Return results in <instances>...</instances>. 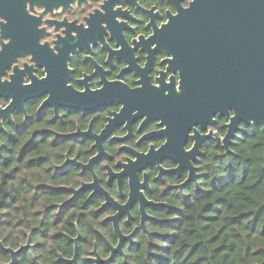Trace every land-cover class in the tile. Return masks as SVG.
<instances>
[{
  "label": "clouds",
  "instance_id": "obj_1",
  "mask_svg": "<svg viewBox=\"0 0 264 264\" xmlns=\"http://www.w3.org/2000/svg\"><path fill=\"white\" fill-rule=\"evenodd\" d=\"M193 3L23 0V9L38 20L37 45L53 55L99 21L100 38L66 53L70 92L94 95L107 84L132 92L146 81L167 96L181 91V72L141 38ZM102 16L122 25L117 37ZM10 43L0 29V53ZM48 76L29 51L7 62L0 84ZM167 131L162 117L123 99L73 106L49 91L22 102L0 95V264H264V119L211 110L184 128L179 159L144 162L168 143Z\"/></svg>",
  "mask_w": 264,
  "mask_h": 264
},
{
  "label": "water",
  "instance_id": "obj_2",
  "mask_svg": "<svg viewBox=\"0 0 264 264\" xmlns=\"http://www.w3.org/2000/svg\"><path fill=\"white\" fill-rule=\"evenodd\" d=\"M0 15L8 19V24L0 25V29H6L11 37L6 51L0 53V70L17 54L32 52L38 63H47L46 91L52 93L53 99L64 87V81L56 80L58 73L65 74L64 64L53 65L51 61L56 55L46 45H37L38 20L24 12L23 0H0ZM89 23L87 31L77 29L79 35L75 40L69 37L60 42L63 47L57 45L61 53L65 51L64 58L67 51L76 46L86 47L89 40L100 38L103 29L97 30L99 21L93 18ZM158 39L174 57L170 62L173 70L181 72V91L176 93L169 88L170 94L165 96L162 90H154L159 94L155 98L140 90L118 91L126 93L125 102H145L146 110L165 117L170 126L203 120L209 111L226 107L235 108L245 117L264 119V0H194L188 10H180L177 17L170 19ZM6 85L0 84V95L6 94ZM38 91L36 85L28 86L23 99ZM69 93L68 105L73 106H99L109 97V92L87 96H77L70 90Z\"/></svg>",
  "mask_w": 264,
  "mask_h": 264
},
{
  "label": "flooded vegetation",
  "instance_id": "obj_3",
  "mask_svg": "<svg viewBox=\"0 0 264 264\" xmlns=\"http://www.w3.org/2000/svg\"><path fill=\"white\" fill-rule=\"evenodd\" d=\"M109 7L110 6H108V8ZM104 17L106 18V20H109V25L113 29V37L114 38L117 37L119 35V28L122 27V25H114L113 22L110 20V17H107V16H104ZM160 33H161V30H157L155 32V35L152 38H150V40L147 41V42H144L143 38H141V42L144 44V48L147 49L148 44H150L152 42H155L157 44V49H155L154 51H159L161 48L165 49V47H162L159 44V42H158V40H159L158 37H159ZM64 55H65V51H63L62 53L60 52L59 55H56V57L52 59L51 63L53 65L56 64L58 67L61 64L63 66V64H64ZM116 55L120 56V55H123V53H116ZM127 58L129 59L130 63L134 64V62L131 60L130 51L128 52V57ZM42 64H44L46 66L47 70H48V66L46 65L47 63H42ZM137 71H139V70L137 69ZM32 79H33V84L32 85H36L37 89L39 90L36 94H34L32 96L38 95L41 92L46 91V88H48V85H47L48 83L45 84V81H47V79L44 80V81H38L34 77ZM64 79H65V74L64 73H62V74L58 73L57 74L56 80L58 82H62V81H64ZM6 89L7 90H6V94L5 95H9V94L13 95L16 98L17 102H22L24 100L23 96L26 94V91H27L28 87H20L17 79L14 77L13 78V83L12 84H7L6 85ZM54 89L55 90L57 89V85H56V87ZM60 89H61L60 93L57 92L55 94V96L52 99V102L68 105L69 104L68 98L70 96L69 89H66L63 86H61ZM125 90H126V88H123V87H121L118 84H107L105 86V89L102 92H104L105 94L107 92H109V95H108L109 97L104 98L103 102L107 103V102H110V101L115 100V99H123L124 100V98L126 96V93H121V92H118V91H122L123 92ZM154 90H157V89L149 87L147 85L146 81H145V86L142 89H140V91H145L147 95H152L155 98L159 94L158 93L156 94L154 92ZM159 90H162V92H163V88L159 89ZM32 96H30V97H32ZM125 103L127 105H129V106H132V107L141 108L142 111L148 112L150 114V116L159 117V116L156 115V112L154 110L149 111V110H146L144 108L146 105H148L145 102H142V103H138V102L137 103H127V102H125ZM152 105H155V102H152ZM14 106H18V104H14ZM160 117H162V116H160ZM162 118H163V121L166 122L165 117H162ZM167 124H168V131L165 134H167L169 136L168 143L164 146V148L161 149V151L159 153H153L152 157H150V158H143L142 157L141 159L144 162L148 163V162H151V159L160 158L162 156H171V157L176 158V159L180 158L179 146L183 142V132H184V128L186 127V125H185V123L183 124L181 122H179L178 125H172V126H170L169 122ZM171 131H173V133H171ZM137 166H139V164L132 166V168L129 170V174L130 175L133 174V170Z\"/></svg>",
  "mask_w": 264,
  "mask_h": 264
}]
</instances>
